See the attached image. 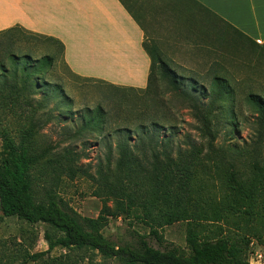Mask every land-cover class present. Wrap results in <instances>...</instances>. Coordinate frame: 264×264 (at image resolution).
<instances>
[{
	"label": "trees",
	"instance_id": "1",
	"mask_svg": "<svg viewBox=\"0 0 264 264\" xmlns=\"http://www.w3.org/2000/svg\"><path fill=\"white\" fill-rule=\"evenodd\" d=\"M118 1L132 15L127 2ZM230 31L251 48L253 64L259 46L239 32ZM143 47L151 59L150 73L146 88L135 90L75 78L63 62L64 47L57 40L18 27L0 32V116L17 110L27 115L25 125L18 126L13 134L0 126V214L28 226L43 225L47 245L46 252L33 255L26 250L0 252V264H80L71 255L74 252L85 253L87 258L80 261L89 263L100 257L115 264H249L250 243L264 246V216L259 229L252 227L248 236L230 235L226 230L228 218L233 215L241 214L252 221L259 212V199L264 208V96L253 92L246 95L255 115L249 146L243 151L223 149L217 145L219 136L227 140L231 136L225 109L234 93L229 83L214 77L207 90L198 81L179 77L162 61L157 59L155 63ZM55 55L61 58L66 72L81 82L151 97L149 112L154 111L155 116H144L134 130L115 129L118 140L113 145L105 144L107 154L98 160L94 174L81 166L84 156L71 145L44 143L40 138L42 118L50 116L43 113L37 119L39 112L46 110L51 101L61 100L57 104L60 108L62 100H67L65 95L49 91L57 88L46 83L56 63ZM156 73L165 92H160ZM164 95L173 96L189 110L196 140L185 134L178 141L170 119L159 116V109L165 105L161 99ZM82 119L83 125L73 135L92 134L98 127L103 131L105 115L100 107L88 110ZM160 127L166 130L161 138ZM131 137H135L133 142ZM226 153L252 159L254 177L243 179L237 165L228 161L231 158L226 159ZM220 170L224 193L216 198L207 182ZM82 179L92 184V197L102 204L96 218L79 216L62 198L65 183ZM108 202H112V209ZM109 218H133L148 229V235L134 233L131 243L117 245L103 235ZM176 223L186 225L187 253L174 246H162L160 230ZM148 238L162 249L152 248ZM56 249L65 254L51 257Z\"/></svg>",
	"mask_w": 264,
	"mask_h": 264
},
{
	"label": "rangeland",
	"instance_id": "2",
	"mask_svg": "<svg viewBox=\"0 0 264 264\" xmlns=\"http://www.w3.org/2000/svg\"><path fill=\"white\" fill-rule=\"evenodd\" d=\"M125 1L132 15L144 27L146 36L144 45L153 56L155 63H157V59L162 61L179 77L198 81L199 85H205L207 90L210 89L211 80L214 77L223 78L229 83L234 93L227 99L225 109L231 136L227 140L223 135H220L217 145L223 149L233 148L237 151L247 148L253 135L251 126L255 115L246 102V95L253 92L264 96V71L256 70L254 64H251L253 52L248 44L238 39L227 28H217L218 26L211 28V25H208L209 21H206L204 17L200 18L193 27L192 21L183 17L188 12L174 11L168 3L139 0L141 2L137 1L136 4L135 0ZM178 4L183 8L186 6L183 2ZM181 23H185L183 26L186 28H181ZM173 25L180 26V28L173 27ZM28 42L35 45L40 44L42 48L46 46V44L31 40ZM52 52L51 50V55ZM54 58L56 63L48 74L46 83L57 89L48 90H54L56 96L65 95L67 100L66 102L62 100L63 107L60 108L57 107V104L61 100L51 101L46 110L39 112L37 119L41 118L43 113L50 116L42 118L39 125L42 128L40 138L44 143L71 145L76 152L84 156L81 166L94 174L98 160H102L107 154L105 144L113 145L118 140L119 134L114 132L115 129L125 127L134 130L144 116L149 114L152 117L155 116L154 111L149 112L152 109L151 97L131 90L109 88L94 82H81L66 72L58 55H55ZM155 77L161 88L160 92H165V86L159 81V74L156 73ZM60 91L61 93H59ZM161 99L165 105L159 109L158 114L160 117L165 115L166 120L170 119L178 141L185 134H189L196 140L197 132L194 131L195 125L189 110L182 108L183 106H180L173 96L164 95V98L161 97ZM38 100L36 98L35 102L38 103ZM98 107L105 115L103 131L100 132L98 127V131L96 130L92 134L73 135L83 125V114L88 110L92 112ZM26 117L27 115L23 114L21 110H17L16 113H4L0 116V126L4 131H10V134H13L12 132L18 126L25 125L24 118L26 119ZM165 134L164 127H160L158 136L161 138L166 136ZM134 140L135 137H131V142ZM225 157L226 159L231 158L228 161L237 165L243 179L254 177L253 160L248 156L235 158L237 156L232 155L233 159L226 153ZM220 172V174L212 176V181L207 182L209 190L216 194V198L221 197L224 193L223 171L220 170ZM92 190L93 186L90 182L84 179L75 180L64 184L61 195L67 205L79 216L96 218L102 204L98 199L92 197ZM259 202V212L255 218H252V221L241 214L228 218L226 230L230 235L248 236L252 227L255 226L259 229L263 222L261 218L264 216L261 199ZM107 206L112 209V202H108ZM185 226V223H176L160 230L159 233L163 238L162 246H174L187 253ZM44 231L43 225L28 226L15 218H3L0 214V252L7 254L25 252L26 250L31 255L46 252ZM134 233L148 235V229L133 218H109L108 225L103 231L104 237L117 245L131 243ZM147 241L152 248L162 249L152 238H148ZM255 251L264 259L263 245L250 247L248 254ZM61 254H65V252L56 249L50 256L58 257ZM71 255L80 264H115L113 261H103L100 257L94 258L92 263L82 262L81 258H87L86 254L82 252H74ZM248 261L250 264V255ZM262 264H264V260Z\"/></svg>",
	"mask_w": 264,
	"mask_h": 264
},
{
	"label": "crops",
	"instance_id": "3",
	"mask_svg": "<svg viewBox=\"0 0 264 264\" xmlns=\"http://www.w3.org/2000/svg\"><path fill=\"white\" fill-rule=\"evenodd\" d=\"M148 1L188 12L182 16L193 27L204 17L211 28L239 32L259 46L253 64L264 71V0ZM15 27L60 42L75 78L116 88L147 86L151 59L143 47L144 27L118 0H0V32Z\"/></svg>",
	"mask_w": 264,
	"mask_h": 264
},
{
	"label": "built area",
	"instance_id": "4",
	"mask_svg": "<svg viewBox=\"0 0 264 264\" xmlns=\"http://www.w3.org/2000/svg\"><path fill=\"white\" fill-rule=\"evenodd\" d=\"M257 245L254 241H252L250 243V247L252 248L253 246ZM259 251V250H257ZM250 264H253L252 262L256 263V264H262L263 263V257L261 255H259V253L255 252H251L250 253ZM249 262V261H248Z\"/></svg>",
	"mask_w": 264,
	"mask_h": 264
}]
</instances>
